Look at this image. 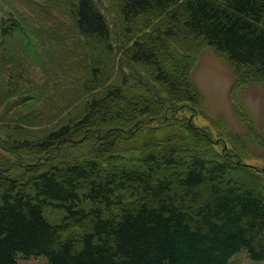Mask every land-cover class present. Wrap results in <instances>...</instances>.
<instances>
[{"label":"trees","instance_id":"obj_1","mask_svg":"<svg viewBox=\"0 0 264 264\" xmlns=\"http://www.w3.org/2000/svg\"><path fill=\"white\" fill-rule=\"evenodd\" d=\"M51 3L60 18L43 25L16 3L0 9V35L15 41L0 60L25 52L60 74L42 81L46 97L19 100L29 114L23 104L2 119L0 264H229L241 251L264 261V170L177 114L200 104L191 70L205 46L238 87L264 83V0H43L39 10ZM62 34L81 59L72 79L67 58L43 61Z\"/></svg>","mask_w":264,"mask_h":264},{"label":"rangeland","instance_id":"obj_2","mask_svg":"<svg viewBox=\"0 0 264 264\" xmlns=\"http://www.w3.org/2000/svg\"><path fill=\"white\" fill-rule=\"evenodd\" d=\"M41 2L43 0H0V9L5 11L7 5L16 3L20 13L28 16L31 21L38 23V25L52 23L53 18L59 20L61 15L59 7L51 3L50 14H46L39 10ZM62 20L65 21L64 23L70 24L68 17L63 16ZM64 36L62 34V41L56 40L50 45L56 55L44 57L43 61L46 66L52 64L60 66L58 62L60 57L67 58L66 67L71 68L67 70L66 75L72 79L74 75L79 73L78 64L81 59L77 56L78 50L73 40H68V35ZM14 42V40L4 39L0 35V49L2 47L8 51L9 49L12 50L13 45H15ZM24 53L23 55L26 57L20 53L17 55L13 53L12 62L0 60V126L6 122V120H2L3 118L8 119V116L13 115L19 108L21 109L24 103H20L19 100L31 99L30 97L36 96L41 98L40 93L41 96L46 97V93H42V81H48V79L51 81L55 76L59 77L60 75L59 71L49 75L47 70L39 66L38 57ZM18 58L22 60L21 66L13 61V59ZM123 70H127L125 65ZM172 73L176 75L177 71ZM191 77L200 93V104L198 108L189 111L185 109L177 114L191 118L194 125L212 133L214 139L223 138L221 144L217 145L218 150L232 149V155H235L237 150L245 157L242 158L243 162L264 170V83L258 80H249L246 81V84L238 87L237 83L239 82L235 81L234 67L222 53L220 54L210 46L203 47L196 54ZM180 78L178 75L177 79L180 80ZM62 84L64 85V92L62 93L75 90L70 84ZM38 89L42 90L38 95H35ZM47 92L49 93L47 95H51L52 91L48 89ZM30 102L24 104L21 109L22 115L26 116L30 113ZM240 115L244 118H241ZM0 134H4V129L0 131ZM234 136L237 138L241 136L245 142H242L243 139L239 142L235 141ZM235 143L237 144L235 145ZM179 155L187 158L189 153L183 152V155L182 153ZM232 173L247 184L251 185L256 181L241 171L234 170ZM42 261H44L43 257L19 258L18 264H41ZM229 264H264V261H252L244 251H241L232 258Z\"/></svg>","mask_w":264,"mask_h":264}]
</instances>
